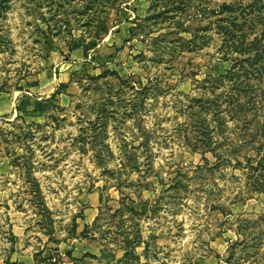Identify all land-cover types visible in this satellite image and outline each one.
Returning <instances> with one entry per match:
<instances>
[{
	"label": "rangeland",
	"instance_id": "obj_1",
	"mask_svg": "<svg viewBox=\"0 0 264 264\" xmlns=\"http://www.w3.org/2000/svg\"><path fill=\"white\" fill-rule=\"evenodd\" d=\"M25 257L264 264V0H0V264Z\"/></svg>",
	"mask_w": 264,
	"mask_h": 264
},
{
	"label": "crops",
	"instance_id": "obj_2",
	"mask_svg": "<svg viewBox=\"0 0 264 264\" xmlns=\"http://www.w3.org/2000/svg\"><path fill=\"white\" fill-rule=\"evenodd\" d=\"M26 259L25 260H20V259L16 258V259L12 260V263L13 264H34L33 262H31V260H29V259L26 260Z\"/></svg>",
	"mask_w": 264,
	"mask_h": 264
}]
</instances>
